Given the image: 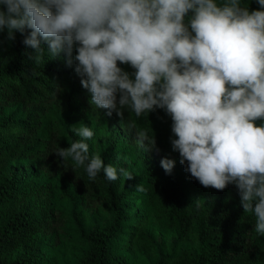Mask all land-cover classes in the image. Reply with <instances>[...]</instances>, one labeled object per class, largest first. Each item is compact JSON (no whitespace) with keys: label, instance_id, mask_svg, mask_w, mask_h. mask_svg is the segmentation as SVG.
Returning <instances> with one entry per match:
<instances>
[{"label":"clouds","instance_id":"1","mask_svg":"<svg viewBox=\"0 0 264 264\" xmlns=\"http://www.w3.org/2000/svg\"><path fill=\"white\" fill-rule=\"evenodd\" d=\"M0 29L30 33L23 43L52 57L71 50L81 86L98 109L136 117L164 109L170 115L173 151L205 188L235 183L244 212H253L264 234V0L248 10L241 0H0ZM191 13V15H189ZM187 17V20H186ZM40 37L41 39H38ZM129 64L134 79L118 67ZM120 93L117 105V93ZM259 122V123H258ZM81 140L56 153L85 166L89 180L103 170L108 181L118 169L89 156L94 133L82 125ZM155 147L141 133L144 141ZM174 161L161 159L170 173ZM126 179L131 173L119 169ZM136 190L144 191L136 185ZM255 202V203H254ZM254 204V206H253Z\"/></svg>","mask_w":264,"mask_h":264},{"label":"trees","instance_id":"2","mask_svg":"<svg viewBox=\"0 0 264 264\" xmlns=\"http://www.w3.org/2000/svg\"><path fill=\"white\" fill-rule=\"evenodd\" d=\"M241 6L260 10L257 0H241ZM30 31L13 30L10 40L7 28L0 29V264H57L49 245L60 224L52 182L56 175L70 186L78 206L102 207L110 216L108 224L80 233L73 264H133L129 251L151 254L150 223L173 234L179 247L175 255L155 254L153 264H264V234L255 230L254 213L244 212L237 186L205 188L186 171L187 161L181 165L179 152L172 149L176 137L166 110L139 118L130 107L121 109L123 115L101 113L105 109L91 104V93L75 72L78 45L72 46L69 65L65 52L52 57L40 37L42 53L25 45ZM117 64L134 79L135 69ZM116 95L118 105L120 93ZM7 108L17 117L6 114ZM87 116L98 124L115 119L124 128L115 160L128 150L139 170L127 192L118 191L103 170L89 180L85 166L56 154L73 143L66 131L86 125ZM141 133L149 141L153 137L155 147L147 140L145 150L136 144ZM168 157L175 162L170 173L161 167V159ZM13 164L32 169L16 177L8 171ZM124 202L135 203L142 212H126Z\"/></svg>","mask_w":264,"mask_h":264},{"label":"rangeland","instance_id":"3","mask_svg":"<svg viewBox=\"0 0 264 264\" xmlns=\"http://www.w3.org/2000/svg\"><path fill=\"white\" fill-rule=\"evenodd\" d=\"M109 111L105 109L101 113L105 112L107 114ZM5 113L15 116L12 108H7ZM85 120V126L90 127L94 133L92 139L85 141L89 145V156L99 155L105 165L111 164L115 166L118 169V179L114 181L116 189L127 192V184L134 179L139 170L128 150L123 157L115 160L116 145L123 142L126 137L124 128L119 126L115 119H110L104 124H98L97 119L90 116H87ZM76 128L79 127H73L66 131L65 138L68 141L75 142L82 139L76 133ZM139 139L136 138L134 140L136 144H140ZM144 143L147 144L146 141ZM168 159L174 161L173 157H168ZM121 168L125 172L131 173L133 179H126L125 175L119 172ZM31 169L32 166L29 164H13L8 167V171L16 177L28 173ZM54 177L52 182L55 195L58 197L55 208L60 216V224L57 226L56 232L51 234V243L49 245L54 248L52 254L57 264H73L80 251L78 239L80 233L85 234L95 226L108 224L110 216L102 207L82 208L80 205L78 206L74 202L76 199L72 196V192L69 189L70 186L63 181L60 175ZM124 206V210L126 212L130 211L131 214L142 212L141 207L135 203L124 202ZM146 230L154 243L151 254L143 255L136 250L129 251L127 256L133 264H153L158 253L175 255L178 252L179 247L174 244L175 237L173 234L157 228L152 223L148 224Z\"/></svg>","mask_w":264,"mask_h":264}]
</instances>
